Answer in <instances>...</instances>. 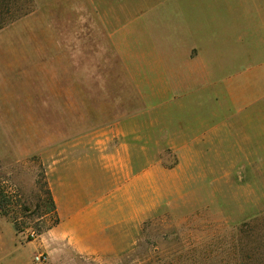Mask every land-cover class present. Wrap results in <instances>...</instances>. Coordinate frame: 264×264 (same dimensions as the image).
I'll list each match as a JSON object with an SVG mask.
<instances>
[{
  "label": "rangeland",
  "instance_id": "374dc122",
  "mask_svg": "<svg viewBox=\"0 0 264 264\" xmlns=\"http://www.w3.org/2000/svg\"><path fill=\"white\" fill-rule=\"evenodd\" d=\"M53 1L54 13L59 5L57 12L64 14V18L67 13L75 18L76 30L86 28L80 20L81 13L74 10L81 0ZM40 2L50 26L52 0H35V8ZM121 2L129 4L131 0ZM143 9L142 15L127 16L123 26L136 28L138 36L144 33L142 38L134 37L136 44L145 40L147 45L152 23L148 22V7ZM241 13L239 6L232 15L237 17ZM225 15L232 20L231 15ZM92 24L98 29V23ZM117 25L110 21L106 24L108 30ZM221 29L222 25L220 32ZM13 36L3 41L16 50L0 52V96L11 91L21 96L23 91L30 90L32 97L27 102H11L6 111L5 103L0 102V194L6 199L7 212L3 214L0 208V264H264V149L259 151V158L251 154L244 160L247 164L234 167L199 159L196 167L189 166L187 170L183 166L165 176L156 170L154 182L140 175L136 181L123 185L113 181L112 170H104L92 182L93 209L87 225L70 229L67 215L60 216L56 202V187L60 188V183L54 189L52 179L65 175L68 158L82 159L83 154L97 158L128 141L119 133L120 127L114 129V116L131 107L146 110L147 87H139L136 101L134 90L124 82L125 72L118 68L119 56L108 40L104 62L107 86L105 91L99 85L92 86V93L97 95L90 103V114L71 119L47 117L50 102H39L41 96L36 92L35 55L32 51L21 53L20 37ZM93 60H98L96 54H92V63ZM119 78L123 82L116 85ZM157 115L158 125L163 126V112ZM138 124L140 146L132 151L136 157L132 162L134 169L142 174L146 168V150L141 144L148 142L154 145L155 161L162 168L168 170L178 162V154L163 145L160 128L148 133L145 115ZM148 156L150 159V152ZM118 161L122 163L120 158ZM49 188L60 223L38 234L39 229L49 227L56 218L49 204ZM61 199L67 204L66 196ZM114 202L123 205L124 211L120 209L114 214ZM130 210L137 211V220H127ZM98 220L102 222L93 228ZM85 241L99 245L88 248ZM38 253H45L47 261L35 262ZM12 257L18 261H12Z\"/></svg>",
  "mask_w": 264,
  "mask_h": 264
},
{
  "label": "crops",
  "instance_id": "0c3cea01",
  "mask_svg": "<svg viewBox=\"0 0 264 264\" xmlns=\"http://www.w3.org/2000/svg\"><path fill=\"white\" fill-rule=\"evenodd\" d=\"M121 1L78 2L74 10L81 13L80 20L86 25L83 30L75 29L73 16L67 13L64 18V14L57 12V3L54 13L53 0L50 26L40 2L30 14L0 30V52L15 51L16 47L5 45L3 40L18 35L20 52L34 53L39 102H50L47 117L71 119L90 114V103L97 95L92 93V86L99 85L104 91L107 86L104 62L108 40L119 56L118 68L125 72L124 82L134 90L135 100L139 87H147L146 110L131 107L114 116V129L120 127L119 133L128 141L97 158L89 154H83L82 159L68 158L65 175L52 179L54 189L60 183L55 194L60 216L67 215L66 223L72 230L87 225L93 209L92 182L104 170H112L113 181L123 185L136 181L140 175L154 182L156 170L165 176L183 166L187 170L189 166L196 167L199 159L234 167L247 164L244 160L251 154L259 158V151L264 149V0H131L129 4ZM129 5L132 8H127ZM143 6L148 7V22L153 25L148 35L151 40L147 45L145 40L138 41L137 46L134 36L142 38L144 33L138 36L136 28L129 29L123 22L128 20L127 16L142 15ZM239 6L242 13L237 18L232 14ZM226 13L232 16L231 21L226 19ZM108 21L119 25L108 30ZM92 22L98 23V29ZM92 54L98 56L93 63ZM122 82L119 78L116 85ZM29 91H23L21 96L12 91L1 94L5 111L11 102L29 101ZM160 111L163 126L158 125ZM143 115L147 117L148 133L160 128L165 148L178 154L173 168L166 170L156 163L155 147L149 142L141 144L146 150V168L142 174L133 168L136 157L132 151L140 146L138 123ZM62 195L67 197V204ZM113 205L114 214L120 209L124 211L123 205ZM133 218L138 219L136 210L127 215V220ZM101 222L95 221L93 228ZM85 243L88 248L99 245L96 241Z\"/></svg>",
  "mask_w": 264,
  "mask_h": 264
},
{
  "label": "trees",
  "instance_id": "16d2710c",
  "mask_svg": "<svg viewBox=\"0 0 264 264\" xmlns=\"http://www.w3.org/2000/svg\"><path fill=\"white\" fill-rule=\"evenodd\" d=\"M34 3L35 0H0V30L34 11ZM176 164L177 161L173 166H170L169 168L174 167ZM47 193L49 195V204L51 205L52 210L55 211L56 218L54 220V223L49 227L45 229H39L38 234H42L43 232L52 229L60 223V217L56 210V202L51 188L48 189ZM5 202L6 199L3 198V196L0 194V208L3 214L7 215V212L5 210ZM16 228L17 230L19 229L17 226Z\"/></svg>",
  "mask_w": 264,
  "mask_h": 264
},
{
  "label": "built area",
  "instance_id": "2783aa9c",
  "mask_svg": "<svg viewBox=\"0 0 264 264\" xmlns=\"http://www.w3.org/2000/svg\"><path fill=\"white\" fill-rule=\"evenodd\" d=\"M48 259L47 255L45 253H38L37 255H35L34 260L37 263H44L46 262Z\"/></svg>",
  "mask_w": 264,
  "mask_h": 264
}]
</instances>
